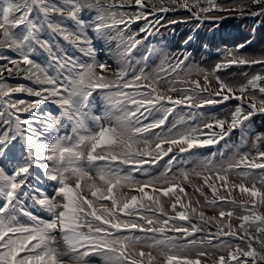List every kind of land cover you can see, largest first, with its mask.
Returning <instances> with one entry per match:
<instances>
[{
	"label": "snow or ice",
	"instance_id": "snow-or-ice-1",
	"mask_svg": "<svg viewBox=\"0 0 264 264\" xmlns=\"http://www.w3.org/2000/svg\"><path fill=\"white\" fill-rule=\"evenodd\" d=\"M0 264H264V0H0Z\"/></svg>",
	"mask_w": 264,
	"mask_h": 264
},
{
	"label": "trees",
	"instance_id": "trees-1",
	"mask_svg": "<svg viewBox=\"0 0 264 264\" xmlns=\"http://www.w3.org/2000/svg\"><path fill=\"white\" fill-rule=\"evenodd\" d=\"M244 25V28L242 27ZM233 30L234 36L239 37L241 33H247V30L251 28V19H241L240 17L232 18L231 22L228 24Z\"/></svg>",
	"mask_w": 264,
	"mask_h": 264
},
{
	"label": "rangeland",
	"instance_id": "rangeland-1",
	"mask_svg": "<svg viewBox=\"0 0 264 264\" xmlns=\"http://www.w3.org/2000/svg\"><path fill=\"white\" fill-rule=\"evenodd\" d=\"M189 191H191V190L189 189ZM209 214H211V213H209Z\"/></svg>",
	"mask_w": 264,
	"mask_h": 264
}]
</instances>
